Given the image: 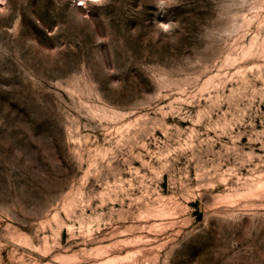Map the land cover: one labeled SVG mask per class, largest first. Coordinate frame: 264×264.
I'll return each mask as SVG.
<instances>
[{
  "label": "rangeland",
  "instance_id": "1",
  "mask_svg": "<svg viewBox=\"0 0 264 264\" xmlns=\"http://www.w3.org/2000/svg\"><path fill=\"white\" fill-rule=\"evenodd\" d=\"M0 264H264V0H0Z\"/></svg>",
  "mask_w": 264,
  "mask_h": 264
}]
</instances>
